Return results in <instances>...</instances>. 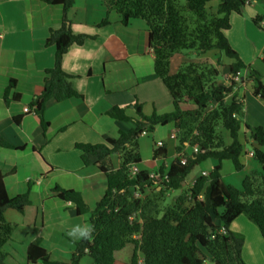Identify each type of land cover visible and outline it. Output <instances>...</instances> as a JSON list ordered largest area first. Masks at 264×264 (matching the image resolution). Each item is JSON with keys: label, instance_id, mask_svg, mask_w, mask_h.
I'll use <instances>...</instances> for the list:
<instances>
[{"label": "trees", "instance_id": "1", "mask_svg": "<svg viewBox=\"0 0 264 264\" xmlns=\"http://www.w3.org/2000/svg\"><path fill=\"white\" fill-rule=\"evenodd\" d=\"M61 4L62 21L58 28L50 29L45 40L53 45L54 61L46 69L42 90L29 103L43 129L48 125L44 118L49 100L57 102L79 93L71 84L72 76L61 67V58L71 44H82L87 34H73L68 9L74 0H42ZM215 1V6L210 2ZM252 0H106L108 9L115 10L126 25L132 18L142 19L147 25L148 46L154 54L153 70L171 97V110L146 115L136 103V117L126 115L123 108L114 106L108 115L120 121H131L133 127L120 131L117 137L104 136L101 143H76L81 151L82 163L96 166L106 176L107 187L91 209L81 194L72 189L55 187L57 196L71 201L77 214H88V223L94 225L91 239H80L69 261H53L39 240L31 241L26 248L27 262L47 264H79L87 254L95 264H247L241 255L243 236L229 226L239 215H245L257 226L264 239V126H249V139L253 143V158L260 171L249 172L241 188L228 184L221 175V163L230 160L235 170L242 169L240 157L245 153L239 139L243 102L234 92V81L218 79L221 55L231 61L228 73L246 70L251 81L253 96L264 104L262 75L245 64L231 46L225 30L230 28L231 13L241 14ZM264 30V12L250 18ZM108 22L104 18L99 26ZM216 50V64L207 58L188 59ZM190 58V57H189ZM10 79L4 99L14 87ZM13 92L11 98L18 99ZM192 107L183 108L182 103ZM22 115L14 116L16 124ZM172 123L175 132V156L169 164L164 162L166 143H155L152 157L158 160L155 170L159 178L149 176L150 171L132 167L141 161L138 139L142 132H151L156 125ZM225 130L230 138L226 143ZM11 145L0 134V147ZM186 148H189L186 150ZM119 158L118 167L111 165V155ZM217 163L205 174L195 177L188 188L181 190L170 203L164 204L166 193L182 187L187 175L206 159ZM166 178L164 179V176ZM138 194V195H136ZM29 204L26 193L7 195L0 169V264L6 256L4 245L10 239L14 225L5 219L8 208L23 211ZM224 231H221V230ZM130 251L125 260L121 254Z\"/></svg>", "mask_w": 264, "mask_h": 264}, {"label": "crops", "instance_id": "2", "mask_svg": "<svg viewBox=\"0 0 264 264\" xmlns=\"http://www.w3.org/2000/svg\"><path fill=\"white\" fill-rule=\"evenodd\" d=\"M210 4L215 6L216 2ZM263 12L264 0H252L241 14L231 13L230 28L225 30L229 43L243 62L259 73L261 69L248 55L251 39L247 33L249 30L253 36L255 31L248 26L245 15L251 18ZM62 14L61 4L42 0H0V134L11 145L0 147V169L7 195L26 193L29 199L23 211L8 208L4 212L5 219L14 227L4 245L3 264H47L26 260V248L36 239L48 251L50 260L69 261L79 240L69 237L68 229L76 224H89L88 214H77L73 203L59 198L54 188L79 192L93 209L107 187L105 174L96 166L84 165L81 151L75 144L101 143L104 136L117 137L120 131L130 130L131 121H120L108 115L114 106L123 108L130 117H136V103L141 104L146 115L152 111H170L172 107L168 90L153 70L154 54L148 46L146 23L132 18L123 25L120 15L107 8L106 0H74L67 11L71 31L91 37L82 44H71L62 55L61 67L72 76L71 84L80 96L60 102L47 101L44 118L48 125L43 129L38 117L29 111V103L41 92L46 69L53 65L55 48L46 45L45 40L50 29L60 26ZM104 18L108 22L99 26ZM258 52L264 62V42ZM245 73L244 69L242 76ZM10 79L15 83L6 103L4 94ZM249 82L245 78L243 84L234 88L243 103L246 94L243 92L241 97L240 91L244 88L245 91ZM13 92L19 94L18 99L11 98ZM249 92L253 96L252 89L246 93ZM181 106L192 107L187 102ZM146 107L151 111H146ZM17 115H22L19 124L13 119ZM162 127L156 125L152 134L161 137L167 132L164 162L169 164L176 154L175 129L172 123ZM240 135L239 132V139ZM244 135L249 137L248 130H244ZM225 136H228L227 131L223 137L230 143V138ZM138 148L141 161L133 169L155 171L160 162L153 159V149L143 156L142 139ZM206 160L207 165L193 179L207 173L217 163L214 159ZM118 164V156H112L111 165L116 168ZM229 228L243 236V260L247 264H264V239L257 226L241 214ZM129 251L127 248L123 252L125 255L121 254L123 260ZM79 264L95 263L85 254Z\"/></svg>", "mask_w": 264, "mask_h": 264}, {"label": "rangeland", "instance_id": "3", "mask_svg": "<svg viewBox=\"0 0 264 264\" xmlns=\"http://www.w3.org/2000/svg\"><path fill=\"white\" fill-rule=\"evenodd\" d=\"M211 3V2H210ZM244 13V12H243ZM246 14V13H244ZM245 18H247V22H248V26H250V28L254 29L255 31V35L251 36V33L248 30V37L251 39L250 42H248V46H249V54L251 56V60L252 63L254 62V64L256 66H258L261 70V75H262V81L264 83V62L260 59V55L258 52V49H260V46L263 44L264 42V30L260 29L258 27H256L253 22L251 21L250 17H247L245 15ZM218 52L216 50H210L207 51L205 54H202L200 56L197 57V54L195 53H191V55L189 57H185L184 60H188V59H193L194 60H198L199 57L201 58H207L211 63L216 64V59L218 57ZM231 60L223 55H221V64L217 65V68L219 69V75H218V79L220 81H224L227 80L225 78H228V66L227 64L230 62ZM244 73V70H241V73ZM247 85V84H245ZM244 85V86H245ZM245 89V88H244ZM241 90L240 94L241 97H243V92L246 94V98L244 100L243 103V115L241 118V122H242V133L240 131V139H242V144H243V151H245V154L242 155L241 160H242V164L243 167L241 170L237 171L234 169L232 162L230 160H224L222 163V167H221V175L224 179V181L228 184H231L233 186H235L236 188H241V183L243 178L251 171L255 170V171H260L261 170V166L259 164V162L254 159L252 156H247V152L252 151L253 148V144L251 143L249 137H247V135H244V123H247L249 126H255V125H263L264 126V104L260 99H257L255 97H253L250 92L246 93L247 90L251 89V82H249L247 89L244 91ZM171 107V105H170ZM169 107V109H170ZM146 111L150 112L151 109L149 107H146ZM168 110H166L167 112ZM158 128H163L162 125H158ZM167 130V129H166ZM175 134V132H174ZM225 134V131H222V135ZM247 134V133H245ZM142 137V138H141ZM165 137L167 136V132H164V135H162L161 137H157L156 135L152 134L151 132H147L146 135L142 134L139 139H138V147H139V140H143V156H146V152L150 150V148H154L155 147V143L159 140L161 141H165ZM225 138H229L228 136H225ZM166 142V141H165ZM112 156H116V154L111 155ZM208 160L203 161L202 163H199L197 166H195L191 172L187 175V177L185 178L184 183L182 184V187L180 189L177 190H173V191H169V193H166V197H165V201L164 204L170 203L172 201V199L174 198V196H176L181 190L188 188V186L190 185V183L192 182V179L194 176H196L197 174H199L203 167H205L207 165ZM245 216V215H244ZM5 251V249H4ZM125 255V254H123ZM5 259V258H4ZM3 264V263H2ZM206 264H212L210 261H206Z\"/></svg>", "mask_w": 264, "mask_h": 264}, {"label": "clouds", "instance_id": "4", "mask_svg": "<svg viewBox=\"0 0 264 264\" xmlns=\"http://www.w3.org/2000/svg\"><path fill=\"white\" fill-rule=\"evenodd\" d=\"M227 81V80H226ZM94 231V225L91 224H76L70 229H68V236L75 239H91L92 233Z\"/></svg>", "mask_w": 264, "mask_h": 264}, {"label": "built area", "instance_id": "5", "mask_svg": "<svg viewBox=\"0 0 264 264\" xmlns=\"http://www.w3.org/2000/svg\"><path fill=\"white\" fill-rule=\"evenodd\" d=\"M263 58H264V55H263ZM245 78H246V74H244L243 76H242V74H241V71L239 72H237L236 74H234V75H230L229 74V76H228V78H227V81L229 82V81H234V82H236V85L234 86V88L238 85V84H243L244 82H245ZM142 134H146V132H142ZM174 136H175V134H174ZM160 144V143H159ZM247 154H249L250 156H252L253 155V151H249V152H247ZM132 169V171L133 172H135V171H137V170H135V169H133V167L131 168ZM149 176L150 177H153V178H159V175L157 174V172L156 171H150V173H149ZM166 178V175L164 176V179ZM136 195H138V194H136ZM221 231H224L223 229L221 230Z\"/></svg>", "mask_w": 264, "mask_h": 264}]
</instances>
